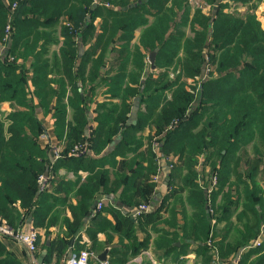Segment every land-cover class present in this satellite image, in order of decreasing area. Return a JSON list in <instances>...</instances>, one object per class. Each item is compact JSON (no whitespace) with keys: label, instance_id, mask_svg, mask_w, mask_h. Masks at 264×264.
Returning <instances> with one entry per match:
<instances>
[{"label":"trees","instance_id":"16d2710c","mask_svg":"<svg viewBox=\"0 0 264 264\" xmlns=\"http://www.w3.org/2000/svg\"><path fill=\"white\" fill-rule=\"evenodd\" d=\"M8 1L6 5L0 0V47L10 24L11 48L8 53L15 61L19 57L25 60L33 57L32 81L39 104L27 100L26 93L23 95L26 76L23 71L17 74L16 62L0 61L1 99L10 93V99L20 100L27 108L9 115L11 124L8 128L0 122V215L12 227H17L20 214L15 204L19 203L24 210H34L36 228L46 227L45 221L53 210L55 199L47 191L39 192L38 178L46 173L49 160L47 149L39 144L43 128L37 109L42 105L49 111L55 100L56 135L60 141L67 142L66 156L56 163V167L74 171L75 165L77 171L88 170L91 176L79 189L80 202L72 209L74 221L68 235L51 242L47 258L54 253L66 252L70 246L67 239L75 234L83 217L91 212L97 193L107 195L121 187V200L125 205H139L148 200L153 189L150 176L155 174L157 166L151 149L142 152V132L146 127L155 126L158 135L164 133L160 142L162 153L176 154L184 163V167L174 168L173 172L181 176L183 169L187 171L183 185L188 188V200L195 213L192 224L182 228L184 232L189 230L184 235L205 241V254H209L208 264H211L214 251L208 241L214 242L212 216L205 208L204 193L196 183L195 166L199 155L210 151L208 159H212V168L219 174L221 188L230 180L232 172L247 167L243 173L252 183L253 205L259 204L262 208V188L257 185L255 170L264 166V28L256 15L258 5L255 2L264 3V0H205L212 6L211 14L198 8L194 16H191L188 0H135L134 3L101 0L114 9L104 4L96 6L93 0ZM14 4L16 7L12 11ZM243 7L244 10L239 9ZM62 19L68 23L61 25L59 35L63 43L50 59L47 57L50 46L60 42L55 32ZM97 19L102 22V31L94 36ZM139 28H143L139 46L132 49L134 34ZM78 38L85 47L88 46L83 54ZM92 40L93 44L88 45ZM102 48L99 60L91 59ZM144 50L157 54L156 67L160 71L157 78L153 75L142 77ZM180 50H184L186 60L167 84L169 70ZM205 53L212 70L199 84L198 107L188 114L195 94H190L182 78L199 76L206 61ZM103 57H109L110 61L105 77L100 78L97 72L106 66ZM97 79L103 89L106 88L104 95L108 97L97 105V126L87 138L84 130L88 121L83 107L86 100L82 99V92L87 82L97 83ZM97 88H92V92ZM68 89L72 95L67 97ZM135 98L140 100L144 110L139 112L136 125H128ZM68 108L73 111L69 121ZM173 121L178 124L169 130ZM118 135H121V141L107 156L100 159H89L86 155L67 157L69 150L85 139H89L93 152L101 155ZM251 145L255 150L254 157L247 151ZM117 155L127 160V171L120 173L117 170L111 177L105 166H115ZM144 160L148 162L147 167L142 164ZM217 161L219 168H216ZM69 187L61 183L57 190L64 191ZM125 224L132 229L134 220L129 218ZM259 228L251 229L241 246H233L231 256L236 255L239 248L247 247L258 235ZM48 234L47 230L46 237ZM214 246L222 259L229 258L220 252V245L214 242ZM263 250L264 241L261 246L245 252L241 264H246L252 255ZM3 254H6V248L0 243V264H20L10 255L3 257ZM257 264H264V257Z\"/></svg>","mask_w":264,"mask_h":264},{"label":"crops","instance_id":"0c3cea01","mask_svg":"<svg viewBox=\"0 0 264 264\" xmlns=\"http://www.w3.org/2000/svg\"><path fill=\"white\" fill-rule=\"evenodd\" d=\"M2 1L6 5L9 3L8 0ZM65 21L66 19H62L56 27L58 32H55V37L60 42L50 46L47 55L50 59H52L53 52H58L62 46L63 38L59 34L61 25ZM10 48L11 44L8 52ZM0 61L6 64L13 63L8 61L6 54L1 51V47ZM15 62L18 67L17 74L23 71L24 76H26L23 95L25 96L26 93L25 98L27 100H32L35 105L39 104L32 81L33 71L31 66L33 57L30 56L26 60L19 57L16 58ZM207 78L208 75L205 79ZM53 86L56 87L55 84ZM104 91L105 88L100 95H98V92L97 94H90L89 91L86 93L85 91L82 92V99L86 100L83 107L85 106L86 108L88 121L84 130V135L86 134L87 138L97 126V105L108 97L104 95ZM71 95L72 93L68 89L67 97ZM10 97L11 94L7 93L2 100L0 94V122L4 123L5 128H8L11 124L8 118L10 114L27 110L20 100L14 99V97L10 99ZM138 100V98L133 100L132 110L128 115V125H136L139 112L144 110ZM54 101L49 111H45L42 105L41 108L37 109V117L42 122L43 128L39 144L48 151L49 162L45 174H49L52 177L47 192L56 201H52L54 207L45 221L46 227L36 228L34 226V210L27 211L19 203L15 204L20 214L16 223L17 227L15 228L29 225L33 226L39 233L40 241L37 253L39 263L67 264L73 254L79 253L80 250H89L96 256L93 262L99 264L101 263L98 259L99 255L108 250L107 264H208L210 257L209 254H205V241L200 242L201 240L196 241L192 237H186L184 234L189 230L184 232L182 229L184 226L187 228L190 223L192 224L195 208L188 200L190 195L188 188L183 185L185 184L187 171L183 169L181 176L173 172L174 168L184 167V163L176 154L166 155L168 163L174 164L172 170L169 168L167 159L163 161L161 168H158L156 162L157 170L155 174L150 176L149 180V183L151 182L153 185L152 192L148 200L139 203V205L150 204L151 211L149 213L134 217L139 205H125L121 200V187L115 193L112 192L107 195L101 192L97 193L92 207L95 203L102 202V208L97 209L96 207L95 210L91 208V212L86 217H83L80 225L75 230V234L73 233L67 239L70 242V246L65 253L60 255L54 253L49 259L47 258L48 247L51 242L58 237L65 238L68 235L70 226L74 221L72 209H76L80 202L79 189L86 182L87 177L91 176L88 170L79 169L77 171L75 165L74 171L69 170L68 167H56V163L66 156L67 142L65 140L60 141L56 135ZM72 113V109L68 108V121L72 119ZM142 137L144 138L142 152L146 153L148 149L153 152V140L158 139L161 142L164 133L158 135L155 126L146 127L142 132ZM121 139V135L116 136L101 155L94 153L89 139H85L76 143L67 153V157L76 158L86 155L89 159H100L114 151ZM48 145H59L62 148L61 157L56 158ZM78 146L86 147V151L77 156L72 155L73 148L75 149ZM247 151L250 153L249 148ZM209 155L210 151H206L198 157V165L195 166L198 175L196 183L204 193L205 208L208 209L209 206L214 210V214L211 217V233L214 237V242L218 246L220 245V252L226 253L229 258L225 259L228 260L235 255L233 253L231 256V252L234 250L233 246H241L246 241V235L251 229L255 230L258 226L261 229L264 227V188L260 191L262 208H260L259 204L254 206L252 183L248 179L244 180L243 178L247 168L245 166L240 172H232L230 180L221 188L219 174L216 169L213 170L212 159H208ZM126 161L124 157L117 155L114 159L116 165L107 164L105 168L110 170L109 174L112 177L113 172L117 170L120 173L127 171ZM142 164L147 167V160H144ZM216 164V168H219L218 161ZM173 181L175 183L171 185ZM61 183L71 187L64 191H58L57 187ZM172 193L174 194L172 195ZM129 218L134 220L132 229H129L125 224V220ZM47 230L49 234L46 237ZM0 243L6 248V254H3V257L10 255L12 259H16L20 264H32L30 254L22 244L6 238H1ZM246 248H239L238 252L244 250L245 253L248 251ZM263 257L264 250L252 255L246 264H251L252 259H256L252 264H257Z\"/></svg>","mask_w":264,"mask_h":264},{"label":"built area","instance_id":"2783aa9c","mask_svg":"<svg viewBox=\"0 0 264 264\" xmlns=\"http://www.w3.org/2000/svg\"><path fill=\"white\" fill-rule=\"evenodd\" d=\"M16 4L12 7V11L15 9ZM12 19V15L9 16V22ZM6 32L3 37V40L1 41V51L6 54V57L8 61L15 62V58L13 56H10L8 53V48L10 46V37H11V25L8 24L6 27ZM8 55V56H7ZM50 145V143H49ZM48 145V146H49ZM51 151L53 152L54 156L56 158L61 157L62 148L57 146H49ZM52 147V148H51ZM86 151V147H76L73 148L71 154L72 155H80ZM153 152L156 157V162L158 164V168H161V164L165 159H167V156L162 153L161 147H160V141L158 139L153 140ZM168 163V159H167ZM169 168L172 170L174 168V164H168ZM52 177H50L49 174H41L38 178V187L39 192H45L50 186ZM151 205L150 204H140L137 210L134 213V217H137L144 213H149L151 211ZM102 208V202H99L97 204V209ZM208 210L213 216V209L208 206ZM6 238V239H12L20 244H22L31 257L32 264H40L37 253H38V238L39 233L38 231L33 227L29 225H23L19 228H14L11 226L9 221L0 215V239ZM264 241V227L261 229V234L258 237L256 241H253L250 245V248L253 247H259L261 246L262 242ZM208 246L211 247L214 251L213 255V261L211 264H241V257L244 253V250L238 252L236 255H234L232 258L225 260L220 257L218 249L214 246V242L210 239L208 241ZM247 249V248H246ZM96 258L94 253L90 252L89 250H80L79 253L73 254L67 264H95L93 260ZM99 264H107L106 262H101Z\"/></svg>","mask_w":264,"mask_h":264},{"label":"rangeland","instance_id":"374dc122","mask_svg":"<svg viewBox=\"0 0 264 264\" xmlns=\"http://www.w3.org/2000/svg\"><path fill=\"white\" fill-rule=\"evenodd\" d=\"M130 1L132 3L135 2V0H130ZM93 2H94V5H96V6H98V5L102 6V4H104L107 8L114 9V7L111 4H109L108 2L107 3H103L101 0H93ZM188 2H189L188 3L189 6L191 8V16H194V14L198 10V8H201L203 10V12L205 14H207V15L211 14L212 6L208 5L207 2H205V0H188ZM255 4L258 5V7L256 9V15H257V17L260 18L259 21L261 22L262 27L264 28V11H263L264 10V3L255 2ZM239 9L240 10H244L245 8L243 7V8H239ZM228 11H230V9ZM65 23L68 24L67 21H65L63 24H65ZM101 26H102L101 20L97 19L95 21V23H94V27L96 28L95 31H94V36L100 34V32L102 31ZM5 32H6V30H5ZM186 32H187V34L190 33L189 32V28L186 30ZM142 33H143V28H139L138 30L135 31V34H134L135 38H134V40L132 42V49L134 48V46H139V37L141 36ZM4 35H5V33H4ZM77 42H79V44H80V52H81V54H83L85 49L88 46L85 47L83 45L81 38H78ZM93 42H94V40L90 41L88 45H92ZM104 43H103L104 44L103 48L106 50L107 49L106 47L108 46V36L106 37V40H105ZM103 48L100 49V51L96 52L91 59L99 60V58L102 55ZM132 52H134V50ZM150 54H151V51L144 50L143 64L145 66H144V71H143L142 77L148 78L150 75H153L155 78H157V76L159 75L158 73L160 71H158L157 67H155V69L152 68V64L149 61ZM156 56H157V54H156ZM109 57H107V58L103 57V59H102V62L105 61V65L106 66L104 68H101V69L99 68L97 74H99L100 78H104L105 74L108 71V66H109L108 63L110 61ZM204 58H205L206 61H204V64L202 66V70L200 71L199 76H197L195 79H191V78H187V77H183L182 78V80L186 84V88L190 92V94H192V95L195 94L196 95V96L194 95V101L190 105V108L188 110V114H191V112L198 107V105H199V95H198L199 84H202L206 80L205 78L207 77L208 73L212 70V66H211L210 62L208 61V57H207L206 53L204 54ZM177 59H180V60H177ZM185 60H186V57H185L184 50H180L178 57L175 59V63H172L171 68L169 70V73H168V76H167V79H166L167 80V84H170L171 83V79L175 78V75L180 70L178 68L182 65V62H185ZM90 65H92V63ZM155 66H156V57H155ZM143 82H144V80H143ZM100 84H101V82H100L99 79H97V83L96 82H94V83L87 82V84L85 86V90H84L85 93L87 91H89L90 94L91 93L97 94V92H98V95H100L101 92H103V87ZM95 86L98 87V88H97V90L95 92H92V88H96ZM195 88H197V90ZM175 89H176V87L174 88V90ZM105 90H106V88H105ZM167 94H169V98H171L170 92L169 93L167 92ZM138 101L140 102V100H138ZM177 124H178V121L171 122V124L169 126V130H172V128H174V126H176ZM248 148L250 150L251 157H254V154H255L254 147L251 145ZM262 162L264 163V159H262ZM197 165H198V163H197ZM255 175H256L257 185H259L260 188H264V166L263 165H260V166H258L256 168ZM243 178H244V180H246V177H243ZM259 229H260V231H259L258 235L256 236V238L252 239L253 241H256L258 239V237L260 236L261 227ZM256 233H257V231H256ZM250 245H251V243L247 246L248 250L253 248V247L250 248ZM255 248H257V247H255ZM255 261H256V259H252L251 264L254 263Z\"/></svg>","mask_w":264,"mask_h":264},{"label":"water","instance_id":"95a60500","mask_svg":"<svg viewBox=\"0 0 264 264\" xmlns=\"http://www.w3.org/2000/svg\"><path fill=\"white\" fill-rule=\"evenodd\" d=\"M155 57H156V52H151L150 56H149V61L152 64V68L155 69ZM97 207V204L95 203L94 206L92 207L93 210H95ZM49 241H48V245H49ZM107 255H108V250H105L102 254L99 255L98 259L100 262H106L107 261Z\"/></svg>","mask_w":264,"mask_h":264}]
</instances>
